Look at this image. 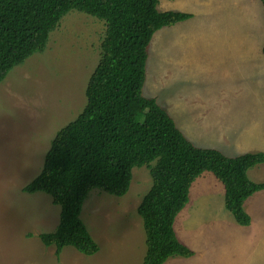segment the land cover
<instances>
[{"label": "rangeland", "instance_id": "rangeland-1", "mask_svg": "<svg viewBox=\"0 0 264 264\" xmlns=\"http://www.w3.org/2000/svg\"><path fill=\"white\" fill-rule=\"evenodd\" d=\"M159 11L192 14L153 35L143 95L154 97L196 147L234 157L264 152V10L260 0H159ZM105 23L70 11L46 49L11 69L0 83V264H142L145 233L137 207L152 180L132 169L123 196L92 189L80 218L99 250L66 246L55 255L39 235L58 225L48 194L23 191L40 172L56 132L74 120L100 52ZM264 182V163L247 171ZM244 209L241 226L224 207L222 184L202 173L177 214V238L194 254L163 264H264V189Z\"/></svg>", "mask_w": 264, "mask_h": 264}, {"label": "trees", "instance_id": "trees-1", "mask_svg": "<svg viewBox=\"0 0 264 264\" xmlns=\"http://www.w3.org/2000/svg\"><path fill=\"white\" fill-rule=\"evenodd\" d=\"M159 0H0V83L15 66L46 49L49 35L70 11L105 23L98 62L77 117L54 135L39 174L23 188L48 194L58 205V225L39 235L58 257L66 246L91 256L98 250L80 218L92 189L123 196L132 169L149 170L152 184L137 207L145 233L142 264H163L194 252L176 236L174 221L197 177L211 173L223 186L224 207L241 226L250 224L246 200L264 189L247 171L264 152L229 157L196 147L154 97L143 95L151 39L163 27L192 14L159 11ZM264 10V0H260ZM264 55V44L262 47Z\"/></svg>", "mask_w": 264, "mask_h": 264}]
</instances>
